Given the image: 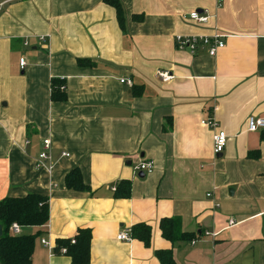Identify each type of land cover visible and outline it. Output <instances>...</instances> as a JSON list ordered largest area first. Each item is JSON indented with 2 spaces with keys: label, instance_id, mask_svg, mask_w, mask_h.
<instances>
[{
  "label": "crops",
  "instance_id": "0c3cea01",
  "mask_svg": "<svg viewBox=\"0 0 264 264\" xmlns=\"http://www.w3.org/2000/svg\"><path fill=\"white\" fill-rule=\"evenodd\" d=\"M120 3L124 30L102 0L0 9V201L36 194L49 204L46 227L21 228L41 231L31 264H71L40 240L55 248L82 229L91 231L89 264H160L158 251L174 264H264V131H246L247 117L264 118V0ZM215 35L224 44L215 57L174 45L175 36ZM158 70L172 79L162 83ZM209 117L227 137L220 157L202 125ZM43 141L51 161L41 167ZM141 161L153 163L151 175L135 172ZM75 169L88 191L66 188ZM122 181L127 199L115 197ZM170 218L195 240L163 239L159 222ZM137 224L151 229L148 248L116 240Z\"/></svg>",
  "mask_w": 264,
  "mask_h": 264
},
{
  "label": "trees",
  "instance_id": "16d2710c",
  "mask_svg": "<svg viewBox=\"0 0 264 264\" xmlns=\"http://www.w3.org/2000/svg\"><path fill=\"white\" fill-rule=\"evenodd\" d=\"M105 4L111 6L116 13V19L121 30H124L125 16L120 0H102ZM136 20L137 18L134 17ZM140 21V19H138ZM79 66L88 65L87 60H77ZM57 81L51 82L52 98L58 93L59 85ZM64 90L63 87L60 88ZM60 90V91H61ZM134 96H138L135 90ZM140 95V93H139ZM65 186L68 190L76 192H86L88 188L83 184L80 172L75 169L65 177ZM130 196V182L122 181L115 190L117 199H127ZM49 221L48 199L29 194L23 198H5L0 201V225L2 227V236L0 237V264H31L35 244L41 237L39 230L35 234H22L13 236L9 233L12 224H17L21 228H44ZM161 237L172 245L180 242H192L197 237L194 234L183 233L179 219H161L159 222ZM196 236V237H195ZM131 238L143 244L145 248L150 246L151 229L146 224H137L131 230ZM91 231L79 230L75 235L57 240L54 248V254H60L61 249H65L71 264H89ZM74 244H71V241ZM155 256L160 264H174L172 253L169 251H158Z\"/></svg>",
  "mask_w": 264,
  "mask_h": 264
},
{
  "label": "built area",
  "instance_id": "2783aa9c",
  "mask_svg": "<svg viewBox=\"0 0 264 264\" xmlns=\"http://www.w3.org/2000/svg\"><path fill=\"white\" fill-rule=\"evenodd\" d=\"M15 1V0H0V9L3 4L7 2ZM189 18L195 23L202 24L207 21V17L199 16L197 13H192L189 15ZM41 41H43L41 39ZM26 45V44H25ZM174 45L179 50H188L191 53H195L200 46L206 48L207 55L210 57H215L217 52L224 47L223 42L221 41V37L218 35L212 36L211 38L206 37H190V36H175L174 37ZM19 66L21 69L25 67V60L20 58ZM156 77L162 83H167L172 79V75L167 71L156 72ZM120 83L126 85L128 87L133 86V82L130 79H120ZM202 125L209 128L213 132L212 136V153L214 157L222 155L227 142V137L225 133L220 129L219 124L213 118H207L202 122ZM246 131L248 133H255L258 131H264V118H257L255 116H249L246 119ZM62 156L67 157V154H62ZM51 161L50 155V142L43 141V149L40 152L37 158L38 166L44 167L48 162ZM154 171V165L150 161H141L135 167V172L143 175H151ZM209 197V195H207ZM235 225L233 220L228 221V227H232ZM9 233L13 236L21 235V227L17 224H12L9 228ZM205 236L214 237L215 234H210L205 232ZM131 231L130 230H122L117 236L116 240L119 242H130L131 241ZM40 244L48 249V251L53 254L54 247H52L46 239H41ZM71 244H74V241H71ZM66 253L65 249L60 250V254L64 255Z\"/></svg>",
  "mask_w": 264,
  "mask_h": 264
},
{
  "label": "water",
  "instance_id": "95a60500",
  "mask_svg": "<svg viewBox=\"0 0 264 264\" xmlns=\"http://www.w3.org/2000/svg\"><path fill=\"white\" fill-rule=\"evenodd\" d=\"M221 155H219L218 157H220ZM140 177H143V174H140ZM2 227H1V225H0V237L2 236Z\"/></svg>",
  "mask_w": 264,
  "mask_h": 264
},
{
  "label": "rangeland",
  "instance_id": "374dc122",
  "mask_svg": "<svg viewBox=\"0 0 264 264\" xmlns=\"http://www.w3.org/2000/svg\"><path fill=\"white\" fill-rule=\"evenodd\" d=\"M37 241H39V239Z\"/></svg>",
  "mask_w": 264,
  "mask_h": 264
}]
</instances>
